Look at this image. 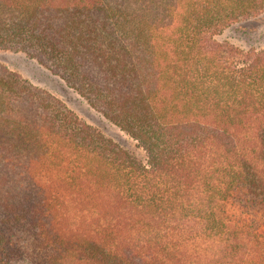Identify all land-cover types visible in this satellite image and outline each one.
Wrapping results in <instances>:
<instances>
[{"label":"trees","instance_id":"1","mask_svg":"<svg viewBox=\"0 0 264 264\" xmlns=\"http://www.w3.org/2000/svg\"><path fill=\"white\" fill-rule=\"evenodd\" d=\"M264 0H0L22 53L136 159L0 64V264H264Z\"/></svg>","mask_w":264,"mask_h":264},{"label":"rangeland","instance_id":"2","mask_svg":"<svg viewBox=\"0 0 264 264\" xmlns=\"http://www.w3.org/2000/svg\"><path fill=\"white\" fill-rule=\"evenodd\" d=\"M216 39L228 42L241 50L264 48V13L233 23L217 35ZM0 64L60 100L82 121L129 151L136 159H144V152L135 140L106 120L61 79L33 59L22 53L0 51Z\"/></svg>","mask_w":264,"mask_h":264}]
</instances>
